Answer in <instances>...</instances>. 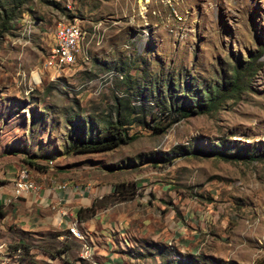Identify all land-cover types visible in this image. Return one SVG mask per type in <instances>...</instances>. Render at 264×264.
<instances>
[{"label": "rangeland", "instance_id": "obj_1", "mask_svg": "<svg viewBox=\"0 0 264 264\" xmlns=\"http://www.w3.org/2000/svg\"><path fill=\"white\" fill-rule=\"evenodd\" d=\"M109 121L135 140L66 153ZM0 149L132 191L127 261L264 264V0H0Z\"/></svg>", "mask_w": 264, "mask_h": 264}, {"label": "crops", "instance_id": "obj_2", "mask_svg": "<svg viewBox=\"0 0 264 264\" xmlns=\"http://www.w3.org/2000/svg\"><path fill=\"white\" fill-rule=\"evenodd\" d=\"M85 39L75 53V62ZM50 50L54 53H51L54 68L58 62L56 40L55 48L53 45ZM51 71L64 76L68 69ZM22 165L20 155L0 151V262L134 264L130 259L127 261L126 252L130 248L127 221L120 212L122 203L113 195L112 186L90 181L85 187V181H79L80 175L72 172L78 170L60 165L34 171L31 178L35 189L20 195L14 189V181ZM88 208H92L89 214L84 211ZM74 224L81 234H86L84 240L69 234L68 228ZM20 245L27 249L24 254L10 252Z\"/></svg>", "mask_w": 264, "mask_h": 264}, {"label": "trees", "instance_id": "obj_3", "mask_svg": "<svg viewBox=\"0 0 264 264\" xmlns=\"http://www.w3.org/2000/svg\"><path fill=\"white\" fill-rule=\"evenodd\" d=\"M162 112V111H160ZM176 111H168L167 114L174 116ZM206 112L204 109H200L197 106H193L189 114H202ZM178 113L175 114L174 122L178 120ZM162 114V113H161ZM165 114V113H164ZM135 140L134 136H129L125 131L124 126L120 121H109L106 125L104 131L97 133L96 135L86 136L84 134L78 136L77 138L71 139L69 145L66 149V153L73 155H87V154H101L105 152L113 151L120 146L128 145ZM31 164V163H30ZM34 166V165H33ZM39 170H44L46 167H38ZM113 194L121 196L118 200H130L134 197V193L129 191V189L124 185H116ZM94 205V203H93ZM84 211L89 214L92 208L84 209ZM82 211H79V215ZM22 247L24 252L27 251L26 247ZM20 248H13L11 250H19Z\"/></svg>", "mask_w": 264, "mask_h": 264}, {"label": "bare ground", "instance_id": "obj_4", "mask_svg": "<svg viewBox=\"0 0 264 264\" xmlns=\"http://www.w3.org/2000/svg\"><path fill=\"white\" fill-rule=\"evenodd\" d=\"M70 27V26H68ZM70 35H75L73 36V44L72 46H67L65 47V52L62 50V45L64 44L65 40V32H60L58 35L59 39V46H58V63L60 65H68L72 64L75 62V52L79 43V39L82 36V32L79 28L76 26L70 28ZM23 171L24 174H26L28 177H30V173L27 170H20ZM20 191L19 189H17ZM75 225V224H74ZM71 235L76 238V239H81L84 240L86 237V234H81L78 230V228L75 226L73 230H71ZM14 252L15 255H22L24 254V251L22 249L19 250H10V252ZM0 264H4V262H0Z\"/></svg>", "mask_w": 264, "mask_h": 264}, {"label": "built area", "instance_id": "obj_5", "mask_svg": "<svg viewBox=\"0 0 264 264\" xmlns=\"http://www.w3.org/2000/svg\"><path fill=\"white\" fill-rule=\"evenodd\" d=\"M70 28L71 27H63V24L60 27V32H65V40L64 44L62 45V50L65 52V47L67 46H72L73 44V36L75 35H70ZM50 66L53 65V59L49 60L47 62ZM76 64L73 63L72 65H67V69L70 70L72 67H74ZM39 75V73H36ZM33 84H34V76H33ZM14 189H19L20 190V195L23 192L31 191L35 189V184L32 181L31 177H28L26 174L23 173V171H18L15 181H14ZM75 225H72L71 227L68 228L69 234H71V230H73ZM15 248H20V247H15ZM22 249V248H20ZM88 256V252L86 251L85 253Z\"/></svg>", "mask_w": 264, "mask_h": 264}]
</instances>
